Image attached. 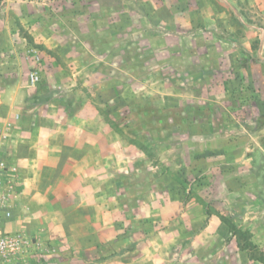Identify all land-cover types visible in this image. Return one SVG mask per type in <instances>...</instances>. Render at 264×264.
<instances>
[{"label": "crops", "instance_id": "crops-1", "mask_svg": "<svg viewBox=\"0 0 264 264\" xmlns=\"http://www.w3.org/2000/svg\"><path fill=\"white\" fill-rule=\"evenodd\" d=\"M10 1L2 0L0 4V10L6 14L0 21V37L5 39L3 46H10L13 62L18 61L16 48L25 44L44 47L47 53L67 54L70 64L108 61L103 55L93 54L88 47L83 48L81 40L84 38L75 27H69V23L54 15L55 9L48 8L53 0H17V5L23 9L19 16L18 10L9 7ZM24 34L29 36L28 42ZM72 43L75 50L70 48L65 52ZM48 58L52 64L56 63L53 56ZM243 71L258 96L252 97V102L260 118L264 116V60L261 56L251 57ZM79 73H54L52 80L78 81ZM19 75L10 74L12 81L6 88L7 96L0 101V124L7 128L1 153L11 170L4 186L0 231L20 234L25 245L19 253L25 257L35 250L41 252L38 263L27 264H184L185 260L196 264L206 261L210 264H260L248 259L220 218L205 214L203 203L195 197L180 200L166 192H154L140 198L136 197L134 186L131 200L123 199L124 188L120 181L135 180L144 172L148 174L145 184L157 191L161 179L156 178L155 170L160 169L143 162L139 149L110 135L109 126L95 103L88 99L79 101L78 93H84L81 89L65 88L75 94L70 105L55 99L65 90L56 92L54 87L49 88L48 102L30 105L27 81ZM252 102L248 104L246 100L242 107L253 109ZM222 104L192 83L184 85V107L195 112L192 114H197L198 105L223 111ZM261 122L254 123L253 119L246 122L250 131L233 122L230 130L223 131L227 123L224 119L191 118L184 122L187 134H184L183 159L185 175L219 177L217 163L222 161L229 167L225 173L229 180L214 185L212 191L216 193H212V197L218 209L246 206L244 224L252 242L264 253V195L256 189L257 178L262 177L264 171L260 164L256 165L251 157L244 155L250 140L257 146L253 150L259 149L264 154V145H259L251 135L262 131ZM213 128L218 131H212ZM116 144L121 146L120 151L112 148ZM125 151L134 157L132 170L119 169L121 161L111 170L110 159L120 156L117 160H121ZM209 156L210 163L206 166ZM262 159L263 156L257 163ZM126 174L128 178H124ZM129 204L134 218L127 221L122 212ZM5 213L9 217L5 218ZM176 213H180V218L172 221ZM129 221L139 228L125 234L124 226ZM142 222H147L148 230L140 228ZM129 239L135 242L131 251L126 249ZM207 239L214 241L208 244ZM218 240L224 241L221 244Z\"/></svg>", "mask_w": 264, "mask_h": 264}, {"label": "rangeland", "instance_id": "rangeland-1", "mask_svg": "<svg viewBox=\"0 0 264 264\" xmlns=\"http://www.w3.org/2000/svg\"><path fill=\"white\" fill-rule=\"evenodd\" d=\"M9 3L10 8L18 10V16L23 12L17 0ZM48 8L55 9L50 12L69 23V27H75L78 35L84 38L81 40L84 49L88 47L93 54L103 55L108 61L70 64L67 54L47 53L44 47L25 44L16 48L18 61L13 62L11 48L7 44L3 46L5 39L1 36L0 101L5 100L6 88L12 81L10 74L15 73L27 81L30 105L36 103L37 98L50 94V87L56 92L65 90L55 99L70 105L75 94L65 88L81 89L84 93H78L79 101L88 99L95 103L98 113L109 126L110 135L139 149L143 162L160 169L155 170L156 178L161 179L157 191L145 184L148 177L145 175L148 174L144 172L135 180L120 181L124 188L121 192L123 199L131 200L134 186L136 197L140 198H147L154 192H166L180 200L195 197L203 203L205 214L220 218L234 236L237 246L246 243L247 235L243 233L248 232L244 224L246 206H220L218 209L212 197V193H216L212 187L223 184L224 179L229 180V175L225 174L229 167L217 161L219 177L184 174V134H187L184 122L201 117L217 121L224 119L227 123L222 127L223 131L230 130L233 122L250 131L246 122L258 120L254 110L256 105L252 102V97L258 96L254 85L247 83L243 66L251 57L261 56L264 60V0H53ZM5 18V12L0 10V21ZM28 38L26 35V42ZM74 45H68L65 52L70 48L75 50ZM30 50H35L39 59L29 55ZM48 56H53L56 63L52 64ZM33 71L38 73L39 82L30 86L28 75ZM75 71H80L78 81L52 80L54 73ZM190 83L199 90L203 89L208 96L212 94L214 100L223 102V111L198 105L197 114H192L195 112L184 107V85ZM246 100L248 104L252 102L253 109L242 107ZM252 126L255 128L256 124ZM6 129L0 124V157L3 156L1 148L6 143ZM261 129L251 135L259 145H264V126ZM206 131L209 130L206 128ZM254 147L257 146L250 140L244 155L251 157L256 165L260 164L264 171V154L259 149L254 151ZM112 148L120 151L121 146L116 144ZM211 153L216 156L215 152ZM260 154L263 159L257 163ZM210 157L206 166H209ZM119 158L110 159L111 170L117 168L118 161H121L119 169L132 170L134 157L131 152L125 151V157L117 160ZM224 175L228 177L222 178ZM149 176L153 178V175ZM124 178H128V174ZM256 189L264 195V175L258 176ZM123 211L127 221L133 220L131 204ZM179 218L180 213H176L172 221ZM146 223L142 222L140 227L144 231L148 230ZM158 227L162 228V224ZM138 228L133 221L126 222L125 234ZM207 240L208 244L214 241ZM223 241L218 240V243ZM127 244L126 249L131 251L135 242L129 239ZM184 264L196 262L185 260Z\"/></svg>", "mask_w": 264, "mask_h": 264}, {"label": "built area", "instance_id": "built-area-1", "mask_svg": "<svg viewBox=\"0 0 264 264\" xmlns=\"http://www.w3.org/2000/svg\"><path fill=\"white\" fill-rule=\"evenodd\" d=\"M29 55L39 59L35 50H30ZM39 82V75L36 71L30 72L28 75V83L30 86H35ZM7 134V133H6ZM10 165L6 162L5 159L0 157V210L4 204V186L6 178L9 177ZM9 217L8 213H5V218ZM1 219V215H0ZM25 245V240L20 236L19 233H9L0 231V264H7L12 262L14 264H27V263H38L41 259V252L35 250L33 255L32 253L25 255L20 254L19 250ZM23 255V256H22Z\"/></svg>", "mask_w": 264, "mask_h": 264}, {"label": "trees", "instance_id": "trees-1", "mask_svg": "<svg viewBox=\"0 0 264 264\" xmlns=\"http://www.w3.org/2000/svg\"><path fill=\"white\" fill-rule=\"evenodd\" d=\"M50 100V94H45L44 96H41L40 98H37V103H45ZM258 120H262L260 124H264V116H260ZM245 235H247V242L244 244L238 243V248L241 251H245L247 254V257L249 260L264 264V253L261 251V249L255 245L252 242L251 234L248 232H243ZM243 234V235H244Z\"/></svg>", "mask_w": 264, "mask_h": 264}]
</instances>
